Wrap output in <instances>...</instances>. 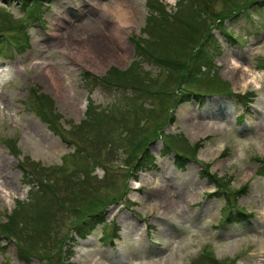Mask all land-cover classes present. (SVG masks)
<instances>
[{"label": "rangeland", "instance_id": "1", "mask_svg": "<svg viewBox=\"0 0 264 264\" xmlns=\"http://www.w3.org/2000/svg\"><path fill=\"white\" fill-rule=\"evenodd\" d=\"M177 1L0 0V225L23 209L11 225L19 238L0 237V264H22L15 244L22 241L30 264H133L138 252L141 264H264V176L256 161L264 160V0H198L210 24L232 5L254 4L223 22L235 42L209 29L212 39L201 40L206 65L197 60L200 84L184 85L207 96L179 104L172 70L138 59L133 49L135 38L165 35L153 49L172 58L197 43L204 26L191 41L178 26L188 2L163 32L149 29L158 14L148 8L163 16ZM117 7L126 24L115 20ZM129 66L149 91L175 96L149 98L123 84L79 78L81 70L102 77ZM225 86L230 97L214 92ZM31 88L49 97L58 134L25 105ZM247 92L248 103L234 95ZM93 117L100 123L86 124ZM140 141L152 167L129 178ZM175 153L183 162H174ZM36 181L56 194L37 189ZM54 194L67 197L62 213L39 220V212L49 219ZM91 202L98 223L78 231L79 239L68 207L83 210ZM237 209L245 215L224 218Z\"/></svg>", "mask_w": 264, "mask_h": 264}, {"label": "trees", "instance_id": "2", "mask_svg": "<svg viewBox=\"0 0 264 264\" xmlns=\"http://www.w3.org/2000/svg\"><path fill=\"white\" fill-rule=\"evenodd\" d=\"M187 3L189 4V12L186 15H181L183 18H181L179 16V20H178V26L180 28V30L182 31L180 33L181 38L182 39H189L191 41L192 36H194L196 34V32L198 31V29L200 27H203V31H201V34L199 36V40L197 41V43L195 44H191L189 50L187 53H185L184 51H182L181 49H177L173 51V57H167L165 55H161L158 52H156L153 48L154 45H163V40L157 38V36H161V35H157L155 39H151L148 41H144V38H135L133 39V49L136 52V57L142 61H150L151 63L155 64L156 66H158L159 70H163V68L168 69V73H171V70L174 74L175 77V86L177 87V90H179L181 93L180 95L176 98L173 99L174 103L179 104L181 102H183V99H187L189 97H198V98H202V97H206L207 95L204 93H200V92H194L191 90H186L184 88V85H198L200 84V79L199 77H197V75L200 74L199 71V66L197 64V60L202 59V65H206L205 60H203L202 58V47L204 45V43H201V40L204 38L206 39H212V35H210L209 29L213 26L214 28H218L219 32H221L222 34H224L229 40H232L233 42H235V38H233L230 34H226L224 32V28H223V22L228 20L229 18L235 16L240 10H242L243 8H245L248 5H252L254 4V1L252 2H248V3H243L241 6L238 5H232L231 9L226 10L224 12H220L217 14H214L213 19L214 22L208 23L206 21V17L205 14H201L200 16V5L198 3V0H182V2L177 1L176 2V6L177 8L175 9V11L173 13H165L163 12V16L159 15V11H156L154 9H152L151 7L148 8L149 13L150 14H158V16L156 15L155 18L157 19V22L155 19L150 20L149 19V29H153L156 30V32H163L162 29V25H166L168 22L166 19H168L169 21H172L173 19H176L177 14L179 13V10L182 9V4ZM160 3L158 2H155ZM203 5V4H202ZM193 10V11H192ZM244 10V9H243ZM179 15V14H178ZM34 19L36 21H38V16L34 17ZM194 22V24H190V21ZM149 36H151L152 32H149ZM148 36V37H149ZM165 35H162L161 37H164ZM147 37V36H146ZM213 40V44H214ZM183 54H187L184 57H181ZM180 59H184V60H180ZM129 66L128 68H126L123 71H118L115 68H109L107 70V72L105 73V75H103L102 77H96L92 74H90L87 71H82L79 74V78L81 81L84 80H92L93 84L95 86L101 85V86H121L123 84V86H127L130 90L133 89L136 92L143 94L149 98H153L152 96H158V95H165L167 97H171V96H175L173 94H166V93H157V92H151L149 91V89L145 86L146 85V81L147 80H143L142 77L138 76L134 71V68ZM260 69L264 70V64L260 63L259 65ZM132 70V71H131ZM202 77H207V75ZM206 79V78H205ZM207 84L208 81L206 80ZM210 85V84H209ZM145 87V88H144ZM215 89V88H214ZM215 93H219L217 95H222V96H231L233 95L229 88L227 86H225L224 90L222 91V89L217 88L216 91H214ZM250 92L247 93H243V94H234L235 97H238L240 99L243 100L244 103H248L247 101V95H250ZM170 95V96H169ZM89 104V103H87ZM25 105L27 106L28 110L31 111V113H33L36 117H38L41 121L45 122L47 124V127L49 128V130H51L53 133L58 134V129L56 128V121L55 118L56 116L51 112V101L49 99V97H47L44 94H40V93H36L35 90L33 88L28 90V95L26 98V103ZM88 106V105H87ZM91 113V112H90ZM90 113H88V117L90 116ZM107 115V114H105ZM96 122L99 124L100 121L99 119H95L90 118L86 124L89 125H94L96 124ZM141 143H138L135 148L134 151H139L138 156H132L131 159H134V162L130 164V168L127 171V176H130L129 178H131L133 173H137V172H143L146 169H149L152 167V158L151 156L147 153V149H146V144L143 143L144 141H140ZM168 153L169 146L166 144L164 146ZM192 148H196V144H194V146ZM10 150V149H9ZM13 152V151H12ZM185 157L178 155V154H174V162L180 163L183 162ZM257 162H259L261 164V166L258 167V172L257 175L259 176H264V160L262 159H258L256 160ZM203 174L207 175V166H203ZM23 173L28 176L30 178V171L25 170V168H22ZM210 175V174H209ZM84 176V175H83ZM208 176V175H207ZM210 177V179L212 181L218 182L219 180H217V178L212 177V175L208 176ZM36 187L37 189L40 188L42 192L48 191L50 194L55 193V189L54 187L51 188V186L47 185V184H42L41 181H36ZM40 191V190H39ZM54 196V199H56V201L51 200L50 201V205L51 208H53L52 212L50 211L49 214V219L44 218V214L45 213H41L39 212L37 216L41 217L39 220L47 222L49 221L51 218H54V220L57 218L58 215H60L62 213V206L64 208L66 201H67V197L63 196L61 198H57ZM214 193L208 194V195H212ZM60 204V206L58 205ZM21 205V204H20ZM92 208H94L93 202L91 203H87L83 210L82 209H78L77 207H68V210L70 212H72V214L75 215L76 220L74 222H72L70 224V228L71 229H75V233L77 234L78 231L83 232L84 230H86L88 227H94V225H96L98 222L96 219V217H98L97 215L99 214L100 211H91ZM23 209L17 208V210H12L11 213L6 217V219L4 220V222L2 223V225H0V237L7 239L9 241V237L10 240L12 241L14 238H19L18 234L14 233L13 228H12V220L16 218V216L20 213V211ZM38 211H40V209H37ZM245 214L243 213V211L238 210L236 211V215L233 217L231 216V214H227L226 217H224L227 221L228 219H235L238 216H244ZM96 219V220H95ZM16 222L13 224L15 227ZM77 237L79 239H81L83 236L82 234L78 233ZM20 242V241H19ZM16 245V257L21 261L22 264H30L28 261V258L31 256L29 254V252H26L24 248H22V244L24 246H26V243L22 244L20 243H15ZM19 245V246H18ZM47 258H49V260H51V257H48L47 255L45 256ZM59 264V262H58Z\"/></svg>", "mask_w": 264, "mask_h": 264}, {"label": "bare ground", "instance_id": "3", "mask_svg": "<svg viewBox=\"0 0 264 264\" xmlns=\"http://www.w3.org/2000/svg\"><path fill=\"white\" fill-rule=\"evenodd\" d=\"M113 14H114V16H115V20L118 22V23H122V24H126V16H127V14H126V12L125 11H123V10H121L119 7H117L115 10H114V12H113ZM75 31V30H74ZM120 33H115V36L117 37V38H119L120 37V35H119ZM240 69V68H239ZM247 71V73L249 72L248 70H246ZM196 118V117H195ZM195 120V119H194ZM193 120V121H194ZM197 120H199V119H197ZM201 121V120H200ZM200 121H196V124H198L199 126H198V128H202V127H206L207 126V124H199L200 123ZM177 197H178V200L180 199V198H182V195H180L179 193L177 194ZM178 202V201H177ZM189 205V204H188ZM165 210L164 209H162V211H163V213L164 214H169V212H170V210L168 211L167 210V208H168V205H165ZM160 209V208H159ZM139 254V252L137 253V254H135V256H136V259H135V261H133V264H141V261L143 260V257L141 256V255H138Z\"/></svg>", "mask_w": 264, "mask_h": 264}]
</instances>
